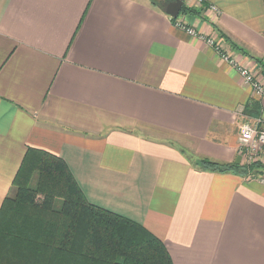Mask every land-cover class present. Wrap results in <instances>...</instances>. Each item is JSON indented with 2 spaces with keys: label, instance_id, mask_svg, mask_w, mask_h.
Listing matches in <instances>:
<instances>
[{
  "label": "crops",
  "instance_id": "crops-1",
  "mask_svg": "<svg viewBox=\"0 0 264 264\" xmlns=\"http://www.w3.org/2000/svg\"><path fill=\"white\" fill-rule=\"evenodd\" d=\"M183 1L200 14L178 20L264 78V0ZM203 37L152 0H0V207L39 148L173 264H264V183L196 164L248 162L242 126L261 106Z\"/></svg>",
  "mask_w": 264,
  "mask_h": 264
},
{
  "label": "trees",
  "instance_id": "trees-1",
  "mask_svg": "<svg viewBox=\"0 0 264 264\" xmlns=\"http://www.w3.org/2000/svg\"><path fill=\"white\" fill-rule=\"evenodd\" d=\"M181 13L200 11L183 5ZM196 163L241 175L264 171L256 161ZM14 186L0 207V264H173L164 242L144 225L91 203L65 160L51 152L29 147Z\"/></svg>",
  "mask_w": 264,
  "mask_h": 264
},
{
  "label": "built area",
  "instance_id": "built-area-1",
  "mask_svg": "<svg viewBox=\"0 0 264 264\" xmlns=\"http://www.w3.org/2000/svg\"><path fill=\"white\" fill-rule=\"evenodd\" d=\"M209 8L214 11H219V8L214 4L209 5ZM175 19L176 24L180 28L186 30V32L190 35L203 37V35L194 27H190L182 20H178V17ZM206 40L216 50L221 58L227 60L238 69L244 78V82L252 88L254 93L260 99L263 113L255 117L253 120L243 123L240 136V150H242V152L244 150L246 151L248 162L262 161V158L264 157V78L257 76L252 70H250V68L239 66L238 62L229 52V49L225 46L222 40L218 41L213 38H206ZM262 62L264 63V59ZM248 175L249 178L254 176V179L264 183V174L259 173L256 175Z\"/></svg>",
  "mask_w": 264,
  "mask_h": 264
},
{
  "label": "water",
  "instance_id": "water-1",
  "mask_svg": "<svg viewBox=\"0 0 264 264\" xmlns=\"http://www.w3.org/2000/svg\"><path fill=\"white\" fill-rule=\"evenodd\" d=\"M183 5V0H160L158 2V7L172 18L180 15Z\"/></svg>",
  "mask_w": 264,
  "mask_h": 264
},
{
  "label": "clouds",
  "instance_id": "clouds-1",
  "mask_svg": "<svg viewBox=\"0 0 264 264\" xmlns=\"http://www.w3.org/2000/svg\"><path fill=\"white\" fill-rule=\"evenodd\" d=\"M135 0H125V7L127 10H131ZM150 31V25L147 22L141 21L137 26V33L143 36L145 33Z\"/></svg>",
  "mask_w": 264,
  "mask_h": 264
},
{
  "label": "rangeland",
  "instance_id": "rangeland-1",
  "mask_svg": "<svg viewBox=\"0 0 264 264\" xmlns=\"http://www.w3.org/2000/svg\"><path fill=\"white\" fill-rule=\"evenodd\" d=\"M159 2V1H158ZM184 5H186V4H184ZM181 14L182 13H180V15L179 16H181ZM262 65V64H261ZM263 66V65H262ZM262 69V73H263V71H264V67L263 68H261ZM264 74V73H263ZM255 113H258V115H261L262 113H263V110L261 109V106L260 107H258L257 109H255ZM198 159V158H197ZM246 160H247V158H246ZM193 161V160H192ZM256 162H259V163H262V167H261V169H264V160H260V161H256ZM249 163H254V162H246L245 164H249ZM197 164V163H196ZM249 175H247V177H248ZM251 176V175H250ZM251 179H254V176L251 178ZM33 184H35V181L33 182ZM61 201V200H60Z\"/></svg>",
  "mask_w": 264,
  "mask_h": 264
},
{
  "label": "flooded vegetation",
  "instance_id": "flooded-vegetation-1",
  "mask_svg": "<svg viewBox=\"0 0 264 264\" xmlns=\"http://www.w3.org/2000/svg\"><path fill=\"white\" fill-rule=\"evenodd\" d=\"M157 1H160V0H157Z\"/></svg>",
  "mask_w": 264,
  "mask_h": 264
}]
</instances>
